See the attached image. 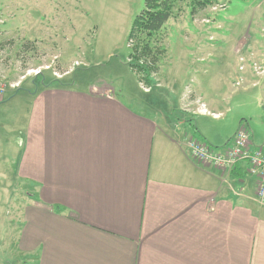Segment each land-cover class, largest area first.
Listing matches in <instances>:
<instances>
[{
	"label": "crops",
	"instance_id": "obj_1",
	"mask_svg": "<svg viewBox=\"0 0 264 264\" xmlns=\"http://www.w3.org/2000/svg\"><path fill=\"white\" fill-rule=\"evenodd\" d=\"M250 57L236 60L235 78L264 100V57ZM32 95L16 165L31 191L17 238L31 264H264V205L248 163L201 166L188 133L105 84L62 81Z\"/></svg>",
	"mask_w": 264,
	"mask_h": 264
},
{
	"label": "rangeland",
	"instance_id": "obj_2",
	"mask_svg": "<svg viewBox=\"0 0 264 264\" xmlns=\"http://www.w3.org/2000/svg\"><path fill=\"white\" fill-rule=\"evenodd\" d=\"M144 7L145 0H0V79L16 86L0 97V264L32 263L17 241L31 191L16 165L32 94L56 84V76L66 72L62 81L79 89L108 85L135 111L215 148L241 122L264 145L261 87L235 78L236 60L264 57V0H215L197 11L181 2L154 43L151 93L128 64L129 35ZM257 69L243 73L260 81ZM203 104L209 113L199 112Z\"/></svg>",
	"mask_w": 264,
	"mask_h": 264
},
{
	"label": "trees",
	"instance_id": "obj_3",
	"mask_svg": "<svg viewBox=\"0 0 264 264\" xmlns=\"http://www.w3.org/2000/svg\"><path fill=\"white\" fill-rule=\"evenodd\" d=\"M214 1L215 0H145V7L135 18L129 35L132 52L128 64L137 74L140 83H144V85L149 88L152 86V75L158 68L156 64V54L154 53V43L158 41L157 39L161 31L173 17L179 4L181 2H188L189 7H191L193 11H197L213 6ZM158 47H160V45ZM158 49V55L160 57L162 50H160L161 48ZM40 75L38 74V77ZM56 81L62 83L61 80L59 81L56 79Z\"/></svg>",
	"mask_w": 264,
	"mask_h": 264
},
{
	"label": "built area",
	"instance_id": "obj_4",
	"mask_svg": "<svg viewBox=\"0 0 264 264\" xmlns=\"http://www.w3.org/2000/svg\"><path fill=\"white\" fill-rule=\"evenodd\" d=\"M8 87L16 86L0 79V97L6 94ZM187 147L193 160L203 167L230 172L240 163H248L247 172L256 179L257 200L264 205V145L254 144L253 132L248 123L241 122L235 136L222 148H215L196 138H192Z\"/></svg>",
	"mask_w": 264,
	"mask_h": 264
}]
</instances>
